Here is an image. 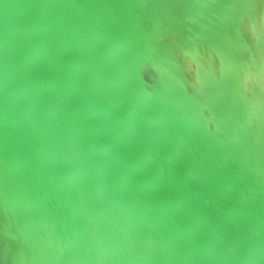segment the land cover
I'll use <instances>...</instances> for the list:
<instances>
[{"label": "bare ground", "instance_id": "bare-ground-1", "mask_svg": "<svg viewBox=\"0 0 264 264\" xmlns=\"http://www.w3.org/2000/svg\"><path fill=\"white\" fill-rule=\"evenodd\" d=\"M0 264H264V0H0Z\"/></svg>", "mask_w": 264, "mask_h": 264}]
</instances>
